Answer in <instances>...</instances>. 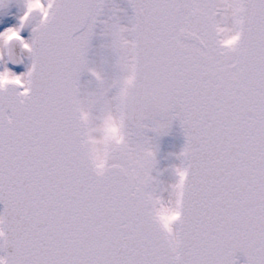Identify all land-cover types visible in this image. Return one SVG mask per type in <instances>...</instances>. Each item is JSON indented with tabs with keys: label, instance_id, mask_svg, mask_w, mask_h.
I'll return each mask as SVG.
<instances>
[{
	"label": "snow or ice",
	"instance_id": "6c2138e0",
	"mask_svg": "<svg viewBox=\"0 0 264 264\" xmlns=\"http://www.w3.org/2000/svg\"><path fill=\"white\" fill-rule=\"evenodd\" d=\"M0 264H264V0H0Z\"/></svg>",
	"mask_w": 264,
	"mask_h": 264
},
{
	"label": "rangeland",
	"instance_id": "374dc122",
	"mask_svg": "<svg viewBox=\"0 0 264 264\" xmlns=\"http://www.w3.org/2000/svg\"><path fill=\"white\" fill-rule=\"evenodd\" d=\"M120 2H121V3H124V0H120ZM179 140H180V137H179V135L177 134V135L175 136V141L178 143Z\"/></svg>",
	"mask_w": 264,
	"mask_h": 264
},
{
	"label": "water",
	"instance_id": "95a60500",
	"mask_svg": "<svg viewBox=\"0 0 264 264\" xmlns=\"http://www.w3.org/2000/svg\"><path fill=\"white\" fill-rule=\"evenodd\" d=\"M242 257V256H241Z\"/></svg>",
	"mask_w": 264,
	"mask_h": 264
}]
</instances>
